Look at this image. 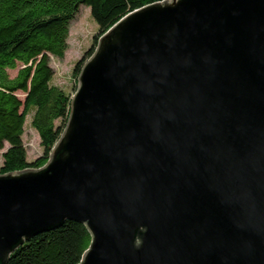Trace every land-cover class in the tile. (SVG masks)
<instances>
[{
  "label": "water",
  "instance_id": "water-1",
  "mask_svg": "<svg viewBox=\"0 0 264 264\" xmlns=\"http://www.w3.org/2000/svg\"><path fill=\"white\" fill-rule=\"evenodd\" d=\"M66 220L79 264H264V0H162L101 36L49 160L0 173V264Z\"/></svg>",
  "mask_w": 264,
  "mask_h": 264
},
{
  "label": "trees",
  "instance_id": "trees-1",
  "mask_svg": "<svg viewBox=\"0 0 264 264\" xmlns=\"http://www.w3.org/2000/svg\"><path fill=\"white\" fill-rule=\"evenodd\" d=\"M158 1L162 0H0V149L5 148L0 173L44 166L66 127L71 95L51 83L50 56H64L80 7H89L98 33L77 62V77L102 35L128 13ZM29 107L35 108L32 125L44 147V154L34 161H28L22 138ZM91 243L85 224L66 220L25 240L7 264H79Z\"/></svg>",
  "mask_w": 264,
  "mask_h": 264
},
{
  "label": "rangeland",
  "instance_id": "rangeland-1",
  "mask_svg": "<svg viewBox=\"0 0 264 264\" xmlns=\"http://www.w3.org/2000/svg\"><path fill=\"white\" fill-rule=\"evenodd\" d=\"M97 22L91 15L88 6H81L78 14L72 20L68 36V47L63 57L50 56V65L54 69V75L51 83L63 88L72 96L77 91L78 77L75 75L77 62L85 56L87 50L94 44L95 35L98 33ZM23 98L24 94L20 92ZM34 107H29L24 124V133L22 135L24 145L27 150L28 161H34L44 154V147L37 130L32 125ZM5 149V148H4ZM0 149V168L3 164L2 153Z\"/></svg>",
  "mask_w": 264,
  "mask_h": 264
}]
</instances>
